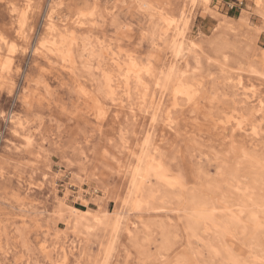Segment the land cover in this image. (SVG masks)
Wrapping results in <instances>:
<instances>
[{
    "label": "rangeland",
    "instance_id": "rangeland-1",
    "mask_svg": "<svg viewBox=\"0 0 264 264\" xmlns=\"http://www.w3.org/2000/svg\"><path fill=\"white\" fill-rule=\"evenodd\" d=\"M54 2L59 20L48 29ZM256 12L253 0H0V264H60L65 259V264H264V219L256 235L254 220L246 214L251 204H239L242 198L250 203L264 193V185L255 179L261 163L245 154L256 153L264 162V106L257 111L235 83L238 76L253 82L264 100V16ZM169 16L184 20L188 36L199 42L197 51H186L178 64L182 72L196 73L199 101L181 94L174 105L175 97L166 89L160 105L152 106L151 94L156 90L159 97L162 88L156 87L155 77L144 74L151 90L141 105L145 87L128 80L124 62L133 57L163 75L176 44L174 31L165 33ZM77 20L85 25L80 28ZM41 40L45 44L38 47ZM94 97L105 107L94 109ZM206 103L212 109L208 118ZM230 113L244 115L242 130ZM24 130L32 145L17 135ZM148 131L157 161H146L160 160L168 177L159 182L151 176L134 195L146 199L147 191L154 189V197L143 199L141 209L125 212L135 157L122 148V139L125 136L140 154ZM118 160L124 168H118ZM193 191L206 192L215 201L219 222L243 210L238 226L222 236L206 221L191 232L186 222ZM60 197L66 206L59 204ZM95 213L106 215L112 227L99 226ZM82 222L90 223L92 230ZM165 234L172 242L169 247Z\"/></svg>",
    "mask_w": 264,
    "mask_h": 264
},
{
    "label": "bare ground",
    "instance_id": "bare-ground-1",
    "mask_svg": "<svg viewBox=\"0 0 264 264\" xmlns=\"http://www.w3.org/2000/svg\"><path fill=\"white\" fill-rule=\"evenodd\" d=\"M111 1V0H110ZM254 1V3H255V5H256V7H257V10H258V12H259V14H261L262 16H264V0H253ZM25 2V1H24ZM27 3V2H26ZM62 3V2H61ZM23 4V3H22ZM23 6V5H22ZM29 6V5H28ZM27 6V7H28ZM58 6V3L57 2H54V5L52 6V11H51V13H50V15H49V18H48V20H47V24L46 25H49V28L48 29H53V27L55 26V23H56V19H58L59 20V17H58V15H56V12H54V7L56 8ZM15 7V6H14ZM20 7V6H19ZM115 6H112V8L111 9H113ZM17 9H18V7H16ZM24 8H25V6H24ZM30 8V7H29ZM28 10V9H27ZM21 11H24L23 10V8H22V10ZM33 12V11H32ZM255 12V11H254ZM258 12H256V13H258ZM20 13V12H19ZM26 13V12H25ZM25 13H23L24 15H25ZM244 13V12H243ZM23 14H21L23 17H24V15ZM27 15V14H26ZM25 15V16H26ZM169 15V14H168ZM61 17V16H60ZM165 17V16H164ZM170 17V16H169ZM167 18L166 20H167V25H168V27H167V30L165 31V33H169V31L171 32V31H174V43H176L175 44V51H174V53H173V56L170 58V65H169V67H168V69L167 70H164V71H161L162 73H163V75L161 74H159V75H157V73L155 74L154 73V68L152 69V66L151 67H147V68H145L144 66H142L141 64H139L133 57H132V59H130V60H128V61H125L124 63H125V70H126V75L128 76V80L130 81V79L132 78V80L133 81H135L136 82V84H137V86H139V85H141V86H143V87H145V92L144 91H142L143 92V95L141 96V105H143L145 102H147V96H148V92H150V90H151V86H150V84H149V82H147V83H145V81H144V74H147L148 76H150L151 78H153V77H155L156 79V81H155V84H156V87L158 88V87H160V89L162 88V90L160 91L161 93H160V96L158 97L157 95H156V93H158L156 90L153 92V94H151V96H150V98L149 99H151V104H152V106L153 105H160V103L162 102V98H163V95L164 94H162L163 93V90H169V91H171L170 93L175 97V99H174V101H173V104L174 105H176V104H178V102H177V97H179V95H185L189 100H198L197 99V95H198V92L200 91L199 90V87L198 86H196V84H195V80L197 79L196 77V73H191V74H188V73H186L187 72V70H186V72L185 71H181L180 69H179V67H178V64L179 63H181V61H183V59H184V54H185V52L186 51H189V52H196L197 51V49L200 47L199 46V42L197 43V41L195 40V39H192V37H190V36H188V34H187V29H186V27L184 28V26H183V24L184 23H182L183 21L182 20H180L177 16L175 17V16H171L170 18ZM161 18V17H160ZM243 18H245V17H243ZM23 19V18H22ZM79 19V18H78ZM164 19V18H163ZM72 20V19H71ZM164 21H165V19H164ZM62 22H64V21H62ZM97 22V21H96ZM244 22V21H243ZM75 23H77V24H79L80 25V28L81 27H83V25H85V22H83V21H81V20H77V22H75ZM166 23V22H165ZM219 24V23H218ZM242 24V23H241ZM245 24V23H244ZM220 25V24H219ZM219 25H217V26H219ZM48 27V26H47ZM223 27V26H222ZM247 27V26H246ZM66 29V28H65ZM216 29V28H215ZM228 29V28H227ZM232 29V28H231ZM73 31V30H72ZM27 32V31H26ZM49 32V31H48ZM47 32V33H48ZM51 32V31H50ZM260 33V32H259ZM61 34V33H60ZM65 35V33L64 34H62V36H64ZM205 35V34H204ZM4 36V35H3ZM72 36V35H71ZM208 36V35H207ZM227 36V35H226ZM177 37L179 38V41H177ZM50 38V37H49ZM61 38V37H60ZM4 39V38H3ZM45 39V38H44ZM56 39V38H55ZM54 39V40H55ZM204 40V39H203ZM202 40V41H203ZM48 41V40H47ZM58 41V40H57ZM59 41H60V39H59ZM71 41V40H70ZM201 41V40H200ZM7 42V41H6ZM62 42H65V41H62ZM102 42V41H101ZM66 43V42H65ZM74 43V42H73ZM45 44V42H44V40H41L39 43H38V47H40L41 45H44ZM57 44H59V43H57ZM56 44V45H57ZM103 44V43H102ZM200 44H201V42H200ZM254 44V43H253ZM12 45V44H11ZM15 45V44H14ZM61 45V44H60ZM1 47V46H0ZM42 47V46H41ZM53 47V46H52ZM51 47V48H52ZM54 47H56V46H54ZM58 48V47H57ZM105 48V47H104ZM40 49V48H39ZM46 49V48H45ZM49 49V48H48ZM53 49V48H52ZM37 50V49H36ZM43 49L41 48V51H42ZM47 50V49H46ZM59 50V49H58ZM15 51V50H14ZM40 51V52H41ZM53 51H54V49H53ZM53 51H51V52H53ZM107 51V50H106ZM202 51V50H201ZM56 52V54L58 53V51H55ZM203 52H204V50H203ZM59 53H60V51H59ZM59 53H58V55H59ZM1 54V53H0ZM223 54V53H222ZM9 55V54H8ZM13 55V54H12ZM43 55V54H42ZM49 55V54H48ZM109 55H110V53H109ZM129 55V54H128ZM200 55V54H199ZM251 55V54H250ZM254 55V54H253ZM50 56V55H49ZM53 56V55H52ZM197 56V55H196ZM215 56H217V55H215ZM248 56V55H247ZM261 56V55H260ZM61 57V56H60ZM195 57V56H194ZM262 57H263V54H262ZM45 58H46V55H45ZM121 58V57H120ZM129 58V57H128ZM131 58V57H130ZM199 58H200V56H199ZM224 58H226V57H224ZM223 58V59H224ZM51 59V58H50ZM61 59V58H60ZM65 59V58H64ZM69 59H70V56H69ZM69 59L67 58L66 59V61H69ZM196 59V58H195ZM212 59V58H211ZM208 60H210V59H208ZM212 60H214V59H212ZM219 60V59H218ZM249 60V59H248ZM51 61V60H50ZM187 61V60H186ZM225 61V60H224ZM199 62H200V60H199ZM215 62V61H214ZM11 63V62H10ZM50 63V62H49ZM220 63V62H219ZM224 63H226V61L224 62ZM150 64V63H149ZM222 64V63H221ZM238 64V63H237ZM66 65H68V64H66ZM146 65V64H145ZM186 65H188V62H186ZM197 65H198V63H197ZM200 65V64H199ZM242 65V64H241ZM189 66V65H188ZM240 66V65H239ZM247 66V65H246ZM250 66V65H249ZM200 67H201V65H200ZM199 67V68H200ZM230 67V66H229ZM67 68V67H66ZM165 68H167V67H165ZM194 68H196V67H194ZM222 68V67H221ZM241 69H244V67L242 68V67H240ZM249 68V67H248ZM253 68V67H252ZM68 69V68H67ZM75 69V68H74ZM162 70H163V68H161ZM198 69V68H197ZM197 69H195V70H197ZM228 69H230L231 70V68H228ZM235 69V68H234ZM158 70V69H157ZM156 70V71H157ZM194 70V71H195ZM236 70V69H235ZM237 70H239V71H241L240 69H237ZM6 71V70H5ZM155 71V72H156ZM189 71V70H188ZM221 71V70H220ZM244 71H246V70H244ZM255 71V70H254ZM192 72V71H191ZM226 72V71H225ZM252 72V71H251ZM260 72V71H259ZM4 73V72H3ZM200 73V72H199ZM250 73V72H249ZM255 73V72H254ZM105 74V73H104ZM212 74V73H211ZM210 74V75H211ZM256 74V73H255ZM263 74V73H262ZM262 74L260 75V76H262ZM76 75V74H75ZM107 75V74H106ZM157 75V76H156ZM214 75V74H213ZM259 75V74H258ZM209 77V76H208ZM204 79V77H202L201 76V79ZM110 79H111V76L108 74L107 75V81L108 82H110ZM231 79H232V77H231ZM131 80V81H132ZM228 80V79H227ZM80 81V80H79ZM152 81V80H151ZM195 81V82H194ZM236 81V80H235ZM234 81V82H235ZM112 83V82H111ZM201 83V82H200ZM203 83V82H202ZM236 83V87H237V90L238 91H241V94L242 95H244L245 96V99L247 100V101H249V102H253V106L254 107H256V109H257V111H261L262 110V108H263V106H264V100L260 97V95H259V93H258V89H257V87H256V85H254V83L253 82H247L246 83V81H244V78L242 77V76H238V78H237V81L235 82ZM86 84V83H85ZM154 85V84H153ZM200 85V84H199ZM129 86V84L127 85V87ZM202 86V85H201ZM201 86H200V88H201ZM260 86H262V85H260ZM110 89V88H109ZM153 91V90H152ZM204 91V90H203ZM202 91V92H203ZM206 92V91H205ZM211 92V91H210ZM90 94V93H89ZM214 94V93H213ZM223 94V93H222ZM226 94V93H225ZM167 95V94H166ZM216 95V94H215ZM86 96V95H85ZM212 96V95H211ZM236 96V95H235ZM238 96V95H237ZM221 97V96H220ZM227 97V96H226ZM95 99L92 101V102H90V104H93V106H94V109H97V108H100L99 106H100V104H101V107L102 108H104L105 106L104 105H102V103H100V102H98L99 100V98H96V97H94ZM211 98V97H210ZM209 98V99H210ZM208 99V98H207ZM215 99V98H214ZM212 100V99H211ZM244 100V99H243ZM199 101V100H198ZM206 102V101H205ZM209 103V102H208ZM89 104V103H88ZM209 104H212V103H209ZM197 106L199 107L200 105H199V103H197ZM147 108V107H146ZM199 108H201V107H199ZM144 109H145V107H144ZM202 109V108H201ZM255 109V108H254ZM233 110V109H232ZM235 110H236V108H235ZM203 111H205L204 112V114H205V117H207L206 115H209L210 113H212V109H211V107H210V105H208L207 103L204 105V108H203ZM242 111V110H241ZM247 111V110H246ZM235 112H238L237 110L235 111ZM243 112V111H242ZM256 112V111H255ZM253 113V112H252ZM224 114V113H223ZM227 114V113H226ZM231 114V115H230ZM229 115L235 120V122H236V126H238L241 130L243 129V122H244V115H242V114H235V113H230ZM257 114V113H256ZM264 114V113H263ZM225 116V115H224ZM102 117V116H101ZM208 118V117H207ZM218 118H219V116H218ZM220 120H221V118H219ZM226 120H227V117H226ZM259 120V119H258ZM257 120V121H258ZM198 121H196V123H197ZM257 123V122H256ZM199 125H201V124H199ZM216 125H217V123H216ZM257 125V124H256ZM204 126V125H203ZM205 126H206V124H205ZM226 126V125H225ZM225 126H224V129H226L225 128ZM252 126H253V124H252ZM202 127V126H201ZM233 127V126H232ZM237 127V128H238ZM254 127V126H253ZM207 128H208V126H207ZM234 128V127H233ZM245 128V127H244ZM255 128V127H254ZM223 130V129H222ZM246 130V129H245ZM254 130V129H253ZM252 130V131H253ZM260 130V129H259ZM227 131V130H226ZM233 131V130H232ZM257 131V130H256ZM256 131H255V133H256ZM245 132V131H244ZM134 133V132H133ZM246 133V132H245ZM261 133H263L262 131H261ZM218 134V133H217ZM18 136H21V137H23L24 139H25V141H26V143H27V145L29 146V145H32L33 144V139H31V136H30V133H29V131L28 130H24V131H22L21 133L19 132L18 134H17ZM133 135H135V134H133ZM147 136H146V138H145V140H144V142H143V144L141 145V146H139L138 147V151H140V154H138V152L136 151V148L137 147H133V145H131V143L130 142H128V140H127V138L124 136L123 137V145L124 146H122V148L124 147V148H126V150H128V152L130 153V154H133L134 155V157H135V164H134V166H133V168L131 169L132 171H131V185H133V190H132V192H131V194H130V196L127 194V196H129V197H127L126 198V200H125V204L126 205H130V207L128 208V210H126L125 212H129V210L130 209H134V211H135V209H141L142 208V206H143V203L144 202H146L145 200H148V197H150V199L152 198V197H154V194H153V190L154 189H150L149 191H147L148 192V196H147V198L145 199V197L144 198H142V199H139L138 197H135V190H137V189H141L142 187H143V185L148 181L149 182V180L151 179V176H155L156 177V179H158L159 180V182L160 181H163V180H166L167 179V177H168V174H167V172H169L168 170H167V168H165V167H162L163 165L162 164H160L161 163V161L159 160V162L160 163H154V161H157L156 160V153L154 152V150H156L155 149V147H152V150L150 149V143H151V134H150V132L148 131V133L146 134ZM219 135V134H218ZM230 136H233V134L231 135L230 134ZM231 138H233V137H231ZM241 138V137H240ZM227 139V138H226ZM258 139V138H257ZM233 140V139H232ZM142 141V140H141ZM234 141V140H233ZM232 141V142H233ZM263 141V140H262ZM139 142V141H138ZM236 142H234V144H235ZM14 144V143H13ZM18 144H20V143H18ZM23 144V143H22ZM250 144V143H249ZM229 145H231V143L229 144ZM21 146V145H20ZM231 146H233V144L231 145ZM24 147V146H23ZM26 148H27V146H25ZM230 147V146H229ZM254 147V146H253ZM212 148V147H211ZM233 148V147H232ZM250 148V147H249ZM256 148V147H255ZM235 149V148H234ZM253 149V148H252ZM211 150V149H210ZM213 151V150H212ZM211 151V152H212ZM217 151H219V150H217ZM229 151V150H228ZM230 151H231V149H230ZM244 151H246L245 149H244ZM113 152V151H112ZM215 152H216V149H215ZM259 152V151H258ZM104 153V152H103ZM106 153H108V151H106ZM210 153V152H209ZM217 153V152H216ZM232 153H233V151H232ZM248 154V155H250V157L252 158V161H254L255 163H261L260 165H261V167L259 168V170L256 172V176H255V179H256V182L257 183H260V184H263L264 185V162H262V159L256 154V153H249V152H245V154ZM115 154V153H114ZM226 154V153H225ZM246 154V155H247ZM33 155V154H32ZM220 155H222V153L220 154ZM224 155V154H223ZM227 155H229L228 153H227ZM236 155H237V153H236ZM244 155V154H243ZM218 156V155H217ZM241 156V155H240ZM112 157V156H111ZM148 157H150L151 159H153V160H151V162L149 161H146V158H148ZM224 157V156H223ZM244 157V156H243ZM242 157V158H243ZM263 157H264V155H263ZM107 158V157H106ZM216 158V157H215ZM250 158V159H251ZM104 159V158H103ZM114 160V159H113ZM117 160V159H116ZM216 160V159H215ZM239 160V159H238ZM248 160V159H247ZM121 161H119L118 160V163H117V166H118V168H124L125 167V165H123V164H119ZM212 162H213V160H212ZM218 162V161H217ZM107 163V162H106ZM127 164V163H126ZM223 164V163H222ZM225 164H227V163H225ZM238 164V163H237ZM249 164H250V162H249ZM252 164V163H251ZM104 165V164H103ZM129 166V165H128ZM249 166V165H248ZM237 168V167H236ZM253 168H255V166L253 167ZM54 169V168H53ZM103 170V169H102ZM221 170V169H220ZM252 170V169H251ZM235 171V170H234ZM249 171V170H248ZM255 171V170H254ZM209 172V171H208ZM200 173V172H199ZM202 173H204V172H202ZM211 173V172H210ZM214 172H212V174H213ZM235 173V172H234ZM236 173H237V171H236ZM250 173V172H249ZM215 174V173H214ZM213 174V175H214ZM246 174V173H245ZM68 175V174H67ZM217 175V174H216ZM224 175V174H223ZM248 175V174H247ZM206 176H208V175H206ZM220 176H222V175H220ZM227 176V175H226ZM230 176H233V178H236V180H237V174H233V175H230ZM229 176V177H230ZM253 176V175H252ZM251 176V177H252ZM100 177H102L101 175H100ZM209 177V176H208ZM186 178V177H185ZM241 178V177H240ZM245 178V177H244ZM78 179V178H77ZM104 179V178H103ZM174 179V178H173ZM181 179V178H180ZM227 179V178H226ZM254 179V178H253ZM105 180V179H104ZM184 180V179H183ZM238 180H239V178H238ZM169 181V180H168ZM178 181V180H177ZM176 181V182H177ZM154 182V181H153ZM165 182V181H164ZM172 182H174V180H172ZM232 182L233 181H231V184H232ZM243 182V181H242ZM162 183V182H161ZM178 183V182H177ZM176 183V184H177ZM180 183V182H179ZM182 183V182H181ZM214 183H217V182H214ZM224 183V182H223ZM229 183V182H228ZM238 183V182H237ZM245 183V182H244ZM256 183V184H257ZM154 184V183H153ZM155 184H157V183H155ZM172 184V183H171ZM226 184V183H225ZM160 185V184H159ZM187 185H189V184H187ZM227 185V184H226ZM240 185V184H239ZM251 185V184H250ZM259 185V184H258ZM153 186V185H152ZM156 186V185H155ZM165 186V185H164ZM168 186V185H167ZM181 186V185H180ZM191 186V185H190ZM245 186V185H244ZM257 186V185H256ZM262 186V185H261ZM107 187V186H106ZM158 187L159 186H156L155 187V189L157 190L158 189ZM183 188H184V186H182ZM187 187V186H186ZM199 187V186H198ZM228 187V186H227ZM233 187V186H232ZM236 187V186H235ZM258 187V186H257ZM108 188V187H107ZM131 188V187H130ZM152 188V187H151ZM165 188V187H164ZM196 188V187H195ZM199 188H201V187H199ZM198 188V189H199ZM225 188V187H224ZM223 188V189H224ZM229 188H230V186H229ZM242 187H240V189H241ZM169 189V188H168ZM187 189V188H186ZM202 189V188H201ZM236 189V188H235ZM251 189V188H250ZM129 190V189H128ZM127 190V191H128ZM182 190V189H181ZM196 190V189H195ZM232 190V189H231ZM242 190V189H241ZM245 190V189H244ZM105 191H106V189H105ZM126 191V192H127ZM130 191V190H129ZM141 191H142V189H141ZM158 191V190H157ZM173 191V190H172ZM199 191V190H198ZM243 191V190H242ZM251 191V190H250ZM259 191H261V190H259ZM67 192V191H66ZM125 192V193H126ZM195 191H193V193H194ZM232 192V191H231ZM247 192V191H246ZM140 193V192H139ZM142 193V192H141ZM140 193V194H141ZM181 193V192H180ZM191 193V192H190ZM192 193V195H190V199H189V203H190V205H189V207H190V210L192 211V214H191V217L190 216H188V217H190L189 218V220H187V224H188V227L189 228H191V229H189V230H191V232H197V231H199L200 230V228L202 227V225L203 224H205V222L206 221H212L213 222V224L215 225V227L216 228H218L217 229V233H219V235H222L223 236V234L225 233V232H228L229 231V229L231 230V232H232V229H234V228H236L237 226H238V223L241 221V218H242V215H241V213L243 212V210H239V212L236 214V216H233V218L232 219H230V221H222V222H219V220H216L215 218H214V209H215V204H214V200H210L209 198H210V196L206 193V192H203L202 193V191L200 192V193H194L193 194ZM237 193V192H236ZM66 194V193H65ZM227 194V193H226ZM233 194H235V193H233ZM239 194V193H238ZM126 195V194H125ZM179 195V194H178ZM181 195V194H180ZM186 195V194H185ZM245 195V194H244ZM243 195V196H244ZM56 196V195H55ZM234 196V195H233ZM239 196V195H238ZM240 196H242V194L240 195ZM242 196V197H243ZM224 197H225V195H224ZM223 197V198H224ZM229 197H231V196H229ZM237 197V196H236ZM249 197V196H248ZM237 198H240V197H237ZM245 198V197H244ZM68 199V198H67ZM143 199H145L144 200V202H143ZM172 199V198H171ZM180 199V198H179ZM227 199H229L228 197H227ZM234 199V198H233ZM164 200V199H163ZM238 200V199H237ZM237 200H235V201H237ZM248 200H250V199H248ZM245 201V200H243V198L240 200V206L241 205H244V206H247V205H249V204H251V209H250V211H248L249 213H246L247 215L249 214V217L252 219V220H254V232L256 233V235H257V230H259V229H261L260 227H261V225H262V219H264V193L263 194H261V193H259L258 195H256V196H253L252 197V200H251V202L250 203H246V202H249V201ZM149 201H151V200H149ZM149 201H148V203H149ZM174 201H175V199H174ZM178 201V200H177ZM229 201V200H228ZM228 201H227V203H228ZM156 202V201H155ZM163 202V201H162ZM231 201H229V203H230ZM68 203V202H67ZM123 203V202H122ZM158 203V202H157ZM167 203V202H166ZM176 203V202H175ZM178 203V202H177ZM59 204L62 206V207H64V206H66L67 204H66V200H65V198L64 197H60L59 198ZM153 204V203H152ZM156 204V203H155ZM185 204V203H184ZM232 204V203H231ZM230 204V205H231ZM98 205V204H97ZM146 205H147V203H146ZM156 205H158V204H156ZM162 205V204H161ZM107 206V205H106ZM151 206V205H150ZM160 206V205H159ZM69 208H74V207H70V206H68ZM116 207V206H115ZM147 207V206H146ZM157 206H155L154 208H156ZM161 207V206H160ZM233 207V206H232ZM239 207V206H238ZM238 207H236V208H238ZM243 207V206H242ZM164 208H165V206H164ZM174 208V207H173ZM76 211H78V212H81V213H91V211H90V209H87V210H81V209H77V208H74ZM102 209V208H101ZM147 209V208H146ZM150 209V208H149ZM152 209V208H151ZM161 209V208H160ZM182 209V208H181ZM70 211L71 212H74L73 211V209H70ZM100 212L99 210H96L95 212ZM139 211H141V210H139ZM148 211V210H147ZM179 211V210H178ZM230 212H231V210H229ZM183 212V211H182ZM237 212V211H236ZM104 213H106V212H104ZM104 213H102V215H104ZM139 213V212H138ZM141 213V212H140ZM149 213V212H148ZM185 213V212H184ZM186 213H187V211H186ZM92 214V213H91ZM175 214H177V213H175ZM228 214V213H227ZM231 214H233V213H231ZM99 214H94V216H93V218L95 217V219L98 221V223L100 222V225L99 226H101V223H103V224H108V223H111L110 224V226L112 225V222L110 221L109 222V219H108V217L105 215V216H98ZM122 215V212H121V214H120V216ZM190 215V214H189ZM86 216H88V215H86ZM117 216V215H116ZM140 216V215H139ZM178 216V215H177ZM176 216V217H177ZM232 216V215H231ZM230 216V217H231ZM80 217V216H79ZM142 217V216H141ZM181 217V216H180ZM184 217V216H183ZM215 217H217V216H215ZM89 218V217H88ZM138 218V217H137ZM171 218V217H170ZM182 218V217H181ZM229 218V217H228ZM80 219V218H79ZM83 219V218H82ZM94 219V220H95ZM114 219H115V217H114ZM140 219V218H139ZM166 219H168V218H166ZM187 219V218H186ZM86 220V219H85ZM88 220H90V219H88ZM88 220H86V221H88ZM93 220V219H92ZM91 220V221H92ZM172 220L173 221H175L173 218H172ZM181 220V219H180ZM227 220V219H226ZM130 221V220H129ZM139 221V220H138ZM146 221V220H145ZM242 221H243V219H242ZM90 222V221H89ZM94 222V221H93ZM119 222H120V219H118L117 220V222H116V224H114V226L115 225H118L119 224ZM137 222V221H136ZM181 222V221H180ZM79 223V225H80V223H81V221H77V224ZM86 223V226H85V228L86 227H90V223H87V222H85ZM85 223H83L82 222V224H85ZM97 223V224H98ZM128 224H130V225H136V223L135 222H131V223H129V222H127ZM139 223H141V221L139 222ZM93 224V223H92ZM145 224V223H144ZM152 224V223H151ZM182 225H185V224H182ZM252 225V224H251ZM74 226V225H73ZM97 226V225H96ZM109 226V227H110ZM113 226V227H114ZM124 226H125V224H124ZM209 226V225H208ZM75 227V226H74ZM78 227V226H77ZM112 227V226H111ZM117 227V226H116ZM128 227V226H127ZM146 227V226H145ZM185 227V226H184ZM214 227V226H213ZM252 227V226H251ZM92 228H96V227H92ZM150 228V227H149ZM157 228V227H156ZM80 228H78V230H79ZM89 229H91V228H89ZM185 229V228H184ZM240 229V228H239ZM92 230V229H91ZM90 230V231H91ZM115 230V229H114ZM159 230V229H158ZM186 231H187V229H185ZM74 231V230H73ZM102 231H104V229L102 230ZM161 231V230H160ZM168 231V230H167ZM233 231H235V230H233ZM244 231H245V229H244ZM131 232H133V231H131ZM171 232V231H170ZM236 232V231H235ZM82 233V232H81ZM111 233H112V231H111ZM116 233V232H115ZM145 233V232H144ZM189 233V232H188ZM208 233V232H207ZM253 233V232H252ZM96 234H97V232H96ZM105 234V233H104ZM128 234V233H127ZM227 234V233H226ZM231 234V233H230ZM242 234V233H241ZM79 235H80V233H79ZM101 235V234H100ZM103 235V234H102ZM116 235V234H115ZM178 235V234H177ZM250 235V234H249ZM262 235V234H261ZM81 236H83V235H81ZM98 236V235H97ZM112 236V235H111ZM110 236V237H111ZM129 236V235H128ZM175 236H176V232H175ZM194 236V235H193ZM192 236V237H193ZM200 236H202V235H200ZM221 236V237H222ZM243 236V235H242ZM260 236V235H259ZM263 236V235H262ZM84 237V236H83ZM165 237H166V239H165V244H166V246L167 247H169V245H170V243H172L171 242V240H170V238L165 234ZM196 237V236H195ZM199 237V236H198ZM217 237V236H216ZM227 237V236H226ZM232 237H233V235H232ZM231 237V238H232ZM258 237V236H257ZM85 238H87V237H85ZM91 238V237H90ZM100 238V237H99ZM187 238H188V236H187ZM202 238V237H201ZM230 238V237H229ZM101 239H104V238H101ZM108 239H111V238H108ZM114 239V238H113ZM198 239V238H197ZM214 239H216V238H214ZM251 239H253V238H251ZM105 240V239H104ZM112 240V239H111ZM159 240V239H158ZM198 240H200V239H198ZM206 240V239H205ZM258 240V239H257ZM88 241V240H87ZM109 241V240H108ZM211 241V240H210ZM213 241V240H212ZM220 242H222L221 240H219ZM238 241H240V240H238ZM263 241V240H262ZM202 242H203V239H202ZM206 242H207V240H206ZM255 242V241H254ZM103 243V242H102ZM208 243H209V241H208ZM219 243V242H218ZM252 243V242H251ZM258 243H259V241H258ZM101 244V243H100ZM182 244V243H181ZM193 244V243H192ZM196 244V243H195ZM204 244V243H203ZM203 244H202V246H203ZM223 244V243H222ZM234 244V243H233ZM232 244V245H233ZM254 244V243H253ZM172 245V244H171ZM191 245V244H190ZM205 245V244H204ZM210 245V244H209ZM246 245V244H245ZM103 246V245H102ZM201 246V247H202ZM212 246H215V245H212ZM211 246V247H212ZM230 246V245H229ZM255 246V245H254ZM105 247H107V245L105 246ZM142 247V246H141ZM241 247V246H240ZM261 247H262V244H261ZM261 247H260V249H261ZM104 248V247H103ZM181 248H182V246H181ZM185 248H186V246H185ZM192 248V247H191ZM197 248V247H196ZM230 248V247H229ZM249 248V247H248ZM256 248V247H255ZM263 248H264V246H263ZM171 249V248H170ZM186 249H188V248H186ZM199 249V248H198ZM207 249H208V247H207ZM210 249V248H209ZM216 249H217V247H216ZM223 249V248H222ZM191 250H193V248L191 249ZM196 250V249H195ZM219 250V249H218ZM229 250V249H228ZM231 250H233V249H231ZM106 255L108 254V249L106 248ZM189 251V250H188ZM234 251V250H233ZM259 251V250H258ZM159 252V251H158ZM190 252V251H189ZM214 252V251H213ZM150 253V252H149ZM195 253V252H194ZM217 253V252H216ZM231 253V252H230ZM236 253H238V252H236ZM235 253V254H236ZM240 253V252H239ZM252 253H253V251H252ZM257 253V252H256ZM261 253V252H260ZM196 254V253H195ZM212 254V253H211ZM222 254V253H221ZM229 254V253H228ZM234 254V253H233ZM264 254V253H263ZM191 255V254H190ZM194 255V254H193ZM199 255V254H198ZM230 255V254H229ZM237 255V254H236ZM235 255V256H236ZM158 256V255H157ZM201 256V255H200ZM233 255H231V257H232ZM247 256V255H246ZM251 256V255H250ZM253 256V255H252ZM263 256V255H262ZM261 256V257H262ZM195 257V256H194ZM203 257V256H202ZM241 257V256H240ZM167 258H168V256H167ZM166 258V259H167ZM191 258V257H190ZM197 258V257H196ZM209 258V257H208ZM239 258V257H238ZM160 259V258H159ZM158 259V260H159ZM175 259H176V257H175ZM200 259V258H199ZM213 259V262H214V258H212ZM230 259H232V258H230ZM251 259H253V258H251ZM262 259V258H261ZM145 260V259H144ZM156 260V259H155ZM169 260V259H168ZM179 260V259H178ZM197 260V259H196ZM224 260H226V259H224ZM65 261H66V259L63 261V262H60V264H65ZM188 261H190V260H188ZM199 261V260H198ZM230 261V260H229ZM228 261V262H229ZM243 261V260H242ZM257 261V260H256ZM259 261V260H258ZM206 262V261H205ZM212 262V263H213ZM216 262V261H215ZM234 262H236L235 260H234ZM186 263V262H185ZM195 264H197L196 262H194ZM207 263V262H206ZM205 263V264H206ZM246 263V262H245ZM249 263V262H248ZM144 264V263H143ZM160 264V263H159ZM164 264V263H163ZM177 264V263H176ZM200 264V263H199ZM209 264V263H208ZM211 264V263H210ZM214 264V263H213ZM224 264V263H223ZM229 264V263H228ZM242 264H243V262H242Z\"/></svg>",
    "mask_w": 264,
    "mask_h": 264
}]
</instances>
